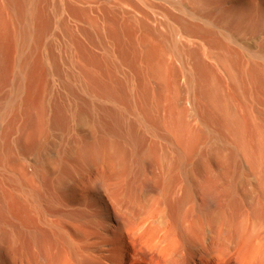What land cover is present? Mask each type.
Wrapping results in <instances>:
<instances>
[{"label": "rangeland", "instance_id": "374dc122", "mask_svg": "<svg viewBox=\"0 0 264 264\" xmlns=\"http://www.w3.org/2000/svg\"><path fill=\"white\" fill-rule=\"evenodd\" d=\"M37 2L44 30L31 59L30 102L15 116L4 114V110L14 88L12 65L20 41V25L10 8L0 16L4 56L0 73V140L5 139L6 143L0 160V196L8 199V206L21 219L31 222L35 218L31 200L26 196L29 188L54 196L52 209L103 215V207L95 204L100 179L104 177L111 189L133 184L139 193L145 191L146 182L149 190L160 189L165 175L164 157L175 162L176 153L186 156V149L191 146L197 149L190 161L196 178L223 175L225 183L237 178L238 196L245 210L259 203L264 192L260 177L253 173L249 158L235 155L232 138L221 129V113L201 88L204 111L212 117L209 126L202 122L197 88L190 85L194 60L189 53L203 48L226 54L246 67L264 68V0ZM186 26L212 32L187 35ZM113 29L124 42L138 37L155 51L165 52L170 64L162 68L160 80L144 82L135 69L120 62L114 52L117 46L114 51L110 49L116 42ZM89 59H94L97 66H91ZM206 65L232 113L243 119V100L231 95L226 77L214 60H206ZM118 85L122 87L120 94L129 95L132 112L123 110L120 99L115 104L105 100L104 88L114 87L112 90L119 92ZM143 94L148 95L153 108L149 120L139 112ZM251 94L249 102L257 116L264 119V90L254 89ZM102 107H115L125 114L129 124H136L142 141L140 154L125 138L100 127ZM186 110L191 112L184 127L180 124ZM114 149L122 152L120 164L113 159ZM62 174L67 185L60 182ZM172 176V187L181 189L183 171L175 167ZM1 225L0 264H63L66 250L60 245L52 246L55 261L44 262L39 248L20 236L16 225ZM245 238V231L239 228L237 245H242ZM77 239L84 241L78 236ZM143 247L140 239H129L124 264H153ZM217 264H243V259Z\"/></svg>", "mask_w": 264, "mask_h": 264}, {"label": "bare ground", "instance_id": "6f19581e", "mask_svg": "<svg viewBox=\"0 0 264 264\" xmlns=\"http://www.w3.org/2000/svg\"><path fill=\"white\" fill-rule=\"evenodd\" d=\"M6 8L14 11L20 25V41L12 65L14 88L10 104L4 110V114L15 116L30 102L31 59L38 49L44 26L37 0H0V16L7 11ZM185 31L187 35L212 32L211 29L189 26ZM112 34L116 42L110 49L114 51V46H117L114 52L120 62L135 69L144 82L162 78V68L170 64L164 51H155L145 39L138 37L124 42L116 29ZM189 54L194 60V67L189 72L190 85L197 88V109L204 115L202 122L209 126L212 117L204 111L199 93L201 88L221 113V129L232 138L235 155L241 154L251 160L253 173L260 177L264 187V119L257 116L248 100L253 97L251 91L254 89L264 90V68L259 65L246 67L226 54H216L203 48ZM110 57H113L112 53ZM206 60H214L226 77L231 95L243 100L246 108L243 119L235 117L221 96V88L208 73ZM89 63L97 66L94 59H89ZM3 64L0 44V73ZM206 73L208 75L204 76ZM180 75L184 78L182 70ZM117 87H120L119 92L112 90L114 87L104 88L105 100L115 104L120 99L123 110L132 112L129 95L120 94L122 87ZM148 98L143 94L138 105L140 114L146 119L151 117L153 109ZM188 112L191 111H184L181 126L186 127ZM100 113L103 119L100 127L125 138L140 154L142 141L136 124H129L125 114L115 107H102ZM5 144V139L0 140V160L4 156ZM196 150L195 146L187 148L186 156L178 151L175 162L164 157L165 175L160 189L149 190L148 182L144 185L145 191L139 193L133 184L123 189H111L104 177L100 179L96 184L99 194L95 204L103 207V215L88 214L83 210L67 212L52 209L54 196L29 188L26 196L31 200L30 209L35 218L26 222L12 206H8V199L0 196V227L4 222L16 225L19 235L39 248V257L44 262L55 261L52 246L56 244L66 250L63 264H124L129 239L138 238L153 264H217L239 257L243 264H264V192L256 206L245 210L238 196L240 182L237 178L225 183L223 175L218 178L195 177L190 161ZM112 156L117 164L121 163L123 155L119 149H114ZM175 167L180 168L185 177L181 189L172 187ZM66 181L62 174L61 184L67 185ZM239 228L246 235L240 246L237 245ZM77 236L84 241L80 243Z\"/></svg>", "mask_w": 264, "mask_h": 264}]
</instances>
